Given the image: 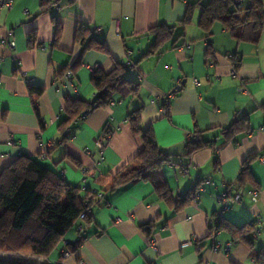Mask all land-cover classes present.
Returning <instances> with one entry per match:
<instances>
[{"label":"crops","instance_id":"1","mask_svg":"<svg viewBox=\"0 0 264 264\" xmlns=\"http://www.w3.org/2000/svg\"><path fill=\"white\" fill-rule=\"evenodd\" d=\"M194 1L14 0L11 8L0 10V172L24 154L63 172L71 186L108 189L106 203L93 206L89 221L78 218L48 255L0 250V259L30 264H257L255 256L264 247V162L259 160L264 155V110L259 108L264 103V28L256 43L240 41L216 21L209 38L213 53L206 56L205 34L197 26L200 8L195 6L189 23L177 26L161 50L139 59L153 39L148 30L178 23ZM82 24L91 33L100 29L93 34L105 50L82 49L75 40ZM1 39L14 40L15 46L9 48ZM231 52L240 56L236 77L230 75ZM117 63L128 65L126 77L138 84L137 92H114L107 105L67 126L62 141L58 124L66 116L65 98L92 101L93 71L109 72ZM66 66L73 69L70 80L56 77ZM30 87L43 89L35 103ZM170 93L165 115L160 104ZM137 108L141 129L151 128L158 147L173 162L189 164L187 173L178 165H163L171 196L178 198L195 181L200 187L196 202L174 208L145 180L115 189L108 181L98 182L142 147L141 135L133 134L128 120ZM241 115L249 116L250 130L225 139L221 128ZM195 131L213 140V146L186 156L184 143ZM249 156H254L249 169L255 184L242 185L241 201L224 217L240 226L254 224L259 216L260 232L251 244L238 240L227 253L214 251L209 226L220 207L218 194L224 182L237 180ZM82 168L89 171L85 180ZM252 189L258 191L256 202ZM149 222L152 229L145 232L141 225ZM220 238L230 235L222 231ZM186 240L192 243L182 246ZM63 250L70 254L63 256Z\"/></svg>","mask_w":264,"mask_h":264},{"label":"trees","instance_id":"2","mask_svg":"<svg viewBox=\"0 0 264 264\" xmlns=\"http://www.w3.org/2000/svg\"><path fill=\"white\" fill-rule=\"evenodd\" d=\"M195 6L200 8L197 26L205 34L206 56L213 53L209 38L212 34V25L216 21H219L236 40L254 43L259 40L261 30L264 28V0H243L241 6H237L233 0H195L188 5L184 17L178 23L173 25L162 23L148 30L153 39L139 59L161 50L162 46L173 38L177 26L189 23ZM93 33L94 31L91 33L87 26L79 25L75 30V40L82 44L83 50L92 47L105 50V44ZM59 34L60 26H57L54 43L58 40ZM34 38L35 32L31 31L28 42L32 44ZM231 54L235 55L231 60L232 65L237 68L240 56L237 52ZM133 65L136 67L137 64L133 63ZM127 69L128 65L124 63H117L109 72L95 69L91 75V83L96 90L92 101L65 98L66 116L58 124V129L63 134L62 141L67 138L65 133L67 126L84 113L107 105L114 92L126 91L133 94L137 92L138 84L126 77ZM67 70L73 71L71 67L66 66L57 73L56 77L62 76ZM42 90L40 87H30L34 103ZM175 92L176 90L174 94ZM160 105L164 109V114L168 115L169 100H163ZM259 108L264 110V103ZM140 110L141 108L135 109L128 120L133 134L141 135L142 147L117 172L102 174L98 182L108 181L107 186L115 189L136 180L149 181L160 198L174 208H178L192 201L191 188L176 199L171 196L163 165L176 161L173 162L170 155L158 147L150 127L141 129ZM249 130V116L241 115L220 131L225 139H231L236 134ZM104 132L107 134L108 129H104ZM210 146H213V140H206L202 132L195 131L184 143L185 155L190 156L193 152ZM253 157L249 156L243 161L239 177L235 181L237 186H242L246 181L255 184L254 179L250 177L249 169V161ZM100 190L105 192L106 199L108 189L101 187ZM98 204L97 192L71 186L63 175L46 167L37 157L21 154L0 172V250L48 255L80 218L86 206L93 208ZM91 217L88 215L81 219L89 221ZM152 226V222H149L142 224L141 228L145 232H150ZM217 227L228 233L234 242L243 240L251 244L253 241L254 224L245 223L238 226L227 220L223 214L219 218ZM77 243L73 247H76ZM255 261L257 264H264V247L257 252ZM0 264L30 263L21 259H0Z\"/></svg>","mask_w":264,"mask_h":264},{"label":"built area","instance_id":"3","mask_svg":"<svg viewBox=\"0 0 264 264\" xmlns=\"http://www.w3.org/2000/svg\"><path fill=\"white\" fill-rule=\"evenodd\" d=\"M234 3L237 6H241V3L243 2V0H233ZM14 0H0V10L3 8H11L13 6ZM100 31L99 28H94V32L98 33ZM11 33V32H10ZM9 33V34H10ZM1 42L3 44H5L6 46H8L9 48H13L15 46V41L14 40H8V39H1ZM227 57L231 60L234 59L235 55L233 54H228ZM1 60V58H0ZM208 65L212 66L213 62L212 60H208ZM230 75L232 77H236L237 76V72L235 67L233 66L231 71H230ZM63 79L65 80H70L71 77V70H67L64 74H63ZM141 77V76H139ZM194 82H196V79L193 80ZM172 93L168 94L166 99L171 98ZM86 113H84L82 115L85 116ZM68 130V128H67ZM98 147L101 149L102 148V144L100 142L97 143ZM260 162H264V155L259 157ZM171 166H175L178 165L180 166V171L182 173H187L188 172V168H189V164H184L182 162L181 159H179L177 162L175 163H170ZM61 175H63V172H60ZM89 174V171L87 168H82V175H83V179L85 180V177H87ZM239 177V176H238ZM208 182V181H207ZM82 188V187H81ZM191 192H192V201L196 202L199 198V191H200V187L198 186V184L194 181L192 182L191 186ZM82 189H86L85 187H83ZM97 192V198H98V202L99 204H103L106 203L105 200V192H103L102 190H92ZM244 190L242 186H237L235 182H224L222 184V188L221 191L218 194V202L220 204L219 209L215 212L210 227H209V236L212 238V249L214 251H221L224 253H227L230 251L232 245L234 244V241L232 239H228V240H222L220 238V235L222 233L221 229H218L217 227V223L219 221V218L221 215H223L225 212H227L228 210H230V208L241 201L242 199V194H243ZM251 194V200L253 202L257 201V197H258V191L256 189H252L250 191ZM182 195V193L180 194ZM92 216L93 212H92V206H86V208L84 209V211L80 214V218H84L85 216ZM260 222H261V218L259 216H257V219L254 223V236L258 235L260 232ZM192 243L191 240H186L183 245H190ZM150 245H152V241H150ZM63 256H68L70 254V252L68 250H63L62 251ZM154 264H160V263H154Z\"/></svg>","mask_w":264,"mask_h":264},{"label":"water","instance_id":"4","mask_svg":"<svg viewBox=\"0 0 264 264\" xmlns=\"http://www.w3.org/2000/svg\"><path fill=\"white\" fill-rule=\"evenodd\" d=\"M183 83H184V80H183L182 83L177 87V89H180L181 86L183 85Z\"/></svg>","mask_w":264,"mask_h":264}]
</instances>
